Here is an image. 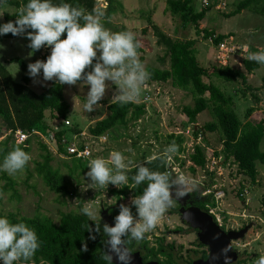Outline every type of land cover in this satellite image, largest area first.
<instances>
[{"label":"rangeland","instance_id":"rangeland-1","mask_svg":"<svg viewBox=\"0 0 264 264\" xmlns=\"http://www.w3.org/2000/svg\"><path fill=\"white\" fill-rule=\"evenodd\" d=\"M238 1L227 0V7L224 10L211 9L208 11L205 18L198 23V29L200 31H212L215 36L222 35L224 36L223 41L231 37L233 42L241 48L243 45H248L251 52H257V48H264V17L249 10H243L229 18L226 17V14L235 10V4ZM2 6L3 9L13 10V8L5 7L4 3ZM194 6L196 12L201 10L199 0L196 1ZM100 10L105 13L101 17V23L107 29L112 32L130 31L134 34L141 44L139 58H142L141 62L145 65L146 70L148 67L169 69L165 48L157 43L158 37L154 31L155 27L167 38L190 42L196 50L197 61L202 67L209 69L229 65L232 69L241 70L246 75L245 85H242L240 81L225 83L215 77L204 78L203 81L213 83L233 99L235 113L243 123L246 121L245 113L248 108L253 109L250 115L251 120H264V65H260L258 69L247 74L242 67V62L247 60L245 55H232V58H228L225 63L222 60L223 55L210 39L205 40L202 32L199 35L197 34L196 27L193 24H183L179 17L173 16L166 9V0H110L107 7ZM0 11H2L1 7ZM1 17L2 13L0 12V24H3L4 21ZM4 42L5 40H0V55H17L27 65L34 63L36 60H46L48 51L51 53L49 47H43L41 49H43L44 55L39 56L40 50L30 55L31 49L29 47L24 49L20 39L15 41L13 47H8L7 42ZM8 64L7 69L11 77L18 81L22 74L20 67L16 63ZM37 81L34 84L31 78L30 83L36 93L41 92L50 85L49 81L45 82L43 80L42 75L37 78ZM107 83L109 88L105 97L99 102L100 105L97 106V109L91 113L84 111L83 107L90 86L82 82L74 86L65 84L63 97L69 105L67 119L66 121H54L50 119V113L45 112L43 121L45 131L49 132L53 127H58L69 138L80 133L89 134V127L104 118L108 113L107 105L114 102L112 97L117 90L116 86L111 82ZM155 90L158 92H154ZM147 91H150V96H148L150 101L144 104L141 100ZM134 103L144 104L145 114L139 122H129L127 127H117L113 130L114 133L111 131L112 138H109L104 149L101 150V147L94 148V159L98 157L107 159L110 150H118L123 152L131 162V170L138 161L147 160L157 153H161V149L167 144V136L172 132H182L192 125L203 131V126L212 121L208 111H204L196 117L195 123H190L182 114V108L192 105V96L189 92L174 87L170 81L155 84L153 81L148 80L146 87H143L141 97ZM76 128L80 131L79 133L73 132ZM5 131L0 121V137L4 138V134L7 133ZM204 134L208 145L205 146L204 142L201 148H210L216 154L215 157L221 156L220 171L222 175L218 177L215 173L207 172L203 180L200 178L201 171L193 173L190 167L184 166L189 177L201 182V185L198 184L197 190L190 192L187 200L194 192L203 196L204 188L216 187L224 190L225 197L220 206L221 217L224 220L222 228L237 230L249 226L243 240L239 241L241 247L238 250L244 258L248 259L247 264L253 263L259 256L264 255V167L260 163L256 164L257 177L256 181L252 183L246 176L237 173L232 159L224 160L218 133L204 132ZM38 140L39 138L36 136L29 140V154L32 159L22 172L17 173L15 176H9L5 172L13 181V188L7 187L3 191L1 188L7 182L0 179V215L4 216L11 213L18 217L27 218L40 216L48 218L54 224H58L62 214L77 213L78 204L82 201L83 207L91 204L96 208V222L108 223L113 226L114 217L119 214V206L121 204L130 205L131 198L134 196L129 194L126 197H117L112 191L120 188L111 184L106 190L95 191L88 188L90 180L86 174L80 177L79 181L75 180L74 177H70L62 163L68 162L70 159L66 156L61 158L54 155L51 151L53 146H51V150L48 149L54 158L51 165L58 168L68 180L70 193L61 195L52 192L34 170L35 162L40 161L41 154L38 147L40 141ZM260 150L264 152V137L260 144ZM244 191L247 192V195L240 196ZM177 204L180 205L179 201H177L174 208L162 217L157 228L146 234L148 246H153L157 239L163 238L168 243L176 242L184 247L188 245V242L196 240L195 233L188 230L186 224H183L180 216L176 213ZM104 211L105 214H103ZM105 216L109 217V221L104 220ZM0 264H3L2 260H0Z\"/></svg>","mask_w":264,"mask_h":264},{"label":"trees","instance_id":"trees-1","mask_svg":"<svg viewBox=\"0 0 264 264\" xmlns=\"http://www.w3.org/2000/svg\"><path fill=\"white\" fill-rule=\"evenodd\" d=\"M196 1L166 0V9L173 16L179 17L183 24H193L196 27L198 35L202 32L205 40L210 39L217 46L223 41L224 36H215L212 31H200L198 29V23L205 18L210 8L201 9L199 12H196L194 6ZM2 2L15 10L11 14L6 12L2 14L3 21L6 23L17 19L16 14L19 7L22 4H26L27 0H2ZM52 2L80 6L89 13H92L94 10L101 11L95 8V0H52ZM235 5V10L226 14V17L235 16L243 10H249L254 14L264 17L263 0H239ZM154 31L158 37L157 43L165 48L169 69L148 67L147 71L151 73L150 81L160 83L170 81L174 87L189 92L192 96V105L183 107L182 114L190 123H195L196 117L200 113L208 111L212 121L203 126V131L205 133H218L222 144L224 160L228 161L232 159L237 173L246 176L254 183L257 177L256 164L260 163L264 167V152L260 150V144L264 137V120H251L250 115L253 109L248 108L245 113L246 121L243 123L235 113L233 99L213 83H205L203 81L204 78L215 77L223 80L225 83L240 81L242 85H245L246 75L239 69H232L229 65L219 68H204L198 63L196 50L190 42L167 38L156 27ZM6 35L9 38L15 37L11 33ZM61 38H66V33ZM138 51L140 52V49ZM140 60L142 61V58ZM9 62L16 63L23 72V75L20 82H15L8 71L0 64V121L6 130L5 132L21 130L30 133L33 130H39L45 133L46 128L43 121L44 114L47 111L50 113L49 117L51 120H66L69 105L63 97L64 85L53 81L48 88L40 93H36L28 87L30 80L27 69L28 65L17 57L9 59ZM242 65L247 74L260 67V64L250 60H244ZM89 70L91 69L86 71ZM107 111L108 113L104 118L96 121L93 126L89 127L88 133L90 135L100 136L113 131L117 127H127L129 122H136L145 114V106L144 104H135L134 102L121 105L114 101L107 105ZM73 132L79 133L80 131L76 128ZM66 136V133L62 132V130L56 134L57 146L60 152L63 151L60 140ZM11 139V136H7L0 142V163H2L4 156L17 146L28 153L30 152L29 141L27 142V146H22L14 144ZM203 141L208 145L205 139ZM172 142L179 145V153L182 150L184 138L173 134L167 136V144L164 145L161 152ZM38 147L41 154L40 161L35 162L34 170L36 174L52 192L67 195L70 193V184L61 174L60 170L51 165V162L54 160L53 154L40 142L38 143ZM190 159L198 169H203L206 164L204 150L201 147H195V154ZM145 161V159L138 161L135 167L129 171V176L135 174L136 166L145 163ZM62 163L68 175L74 177L77 181L89 169L87 168L88 160L70 159L68 162ZM146 166L153 171L164 172V164L162 165L159 159L153 160L152 163L146 164ZM190 169L193 173L195 172L194 168ZM0 173V179L7 182L1 189L5 191L7 187L13 188V181L5 172L0 171ZM146 186L145 183L139 186V188H134L130 181L128 186L113 190L112 192L117 197H126L129 194L135 196L142 194L143 188ZM191 196H202V194L198 195L194 192ZM210 199H212V195H207L204 197V200L199 199L198 206L206 211L205 205L210 202ZM82 208L83 202L80 201L78 212L62 214L58 224H54L48 218L40 216L27 218L18 217L10 213L4 216L0 215V217H7L13 223L24 222L36 231L42 244L41 248L30 260L34 264H106L105 261L100 259L102 251L105 250L103 240L106 236H104L101 228V233L96 236L95 240L88 239L89 233L84 226L87 223L94 226V222L88 221V217L81 211ZM132 211L136 215V210L133 206ZM102 225L103 223H101ZM82 241L87 243V252L80 251ZM167 243L165 238L157 239V248L155 250L153 247H148L145 236V239L139 244L133 242L129 247L132 250L137 247L142 248L144 250V259L157 260L160 253L159 249H164Z\"/></svg>","mask_w":264,"mask_h":264},{"label":"clouds","instance_id":"clouds-1","mask_svg":"<svg viewBox=\"0 0 264 264\" xmlns=\"http://www.w3.org/2000/svg\"><path fill=\"white\" fill-rule=\"evenodd\" d=\"M103 15L102 11L89 13L69 3L27 0L19 7L15 21L0 24V35L25 36L30 41V55L43 47L51 48L46 60L28 64V75L34 84L42 71L45 82L54 81L68 86L82 82L90 86L83 107L84 111L91 113L105 97L109 88L107 82L117 89L112 100L123 105L138 100L144 85L151 79V73L139 58L140 42L130 31L112 32L107 29L101 23ZM65 33L66 38L62 39ZM242 51L247 60L264 65V49L251 52L248 45H243ZM88 69L91 70L86 71ZM178 151L179 145L172 142L163 153L137 165L135 174L131 176L128 175L131 162L121 151H112L107 159L98 157L89 161L87 168L90 170L86 173L90 180L88 188L95 191L106 190L109 184L123 188L130 181L134 188L147 185L142 194L131 198L130 205L119 206L114 226L108 223L101 226L96 222L97 210L91 204L81 209L88 221L94 222V226L89 223L84 226L89 233L88 239L95 240L101 228L107 237L103 241L105 250L100 255L106 264H113L114 258L118 264H131L133 251L129 245L143 241L177 201L198 189V181L179 170H174L173 175V172L153 171L146 166L156 159L162 165L170 164ZM31 159L28 152L17 146L4 156L0 171L15 176L27 167ZM41 244L36 231L26 223H13L7 217H0V260L3 264H27ZM80 251H88L86 242L82 241ZM230 251V247L221 250L219 256L223 257V264H232ZM255 264H264V255L259 256Z\"/></svg>","mask_w":264,"mask_h":264},{"label":"built area","instance_id":"built-area-1","mask_svg":"<svg viewBox=\"0 0 264 264\" xmlns=\"http://www.w3.org/2000/svg\"><path fill=\"white\" fill-rule=\"evenodd\" d=\"M96 1V9H105L108 5V0H95ZM227 0H199L201 9L210 8L221 11L227 7ZM264 6V0H263ZM217 50L223 55L224 58L222 60L226 63L228 58L232 57V55L240 56V54L245 55L242 51V48L233 42V39L230 37L228 40H224L216 46ZM264 49V48H263ZM261 49H257L259 51ZM51 51V49H50ZM146 84L144 85V88ZM154 92H158L155 90ZM146 95V96H145ZM150 96V91L145 92L144 96L141 100L142 103L146 104L150 101L148 98ZM147 109V108H146ZM66 121V120H63ZM140 119L138 120V122ZM67 124V123H66ZM61 131L58 127H53L52 130L46 133H42L39 130H33L30 133L23 132L21 130L15 131H8L6 136H11V140L16 145L27 146V142L32 137H38L42 144H44L47 149L51 150L52 153L58 157L66 156L69 159H76L85 161H90L94 159V148L101 147V150L104 149V146L108 142L109 138H112L111 133L107 132L100 136H93L90 134L80 133L77 135H73L72 138L68 136L62 138L60 140V145L62 147V152L59 151V147L57 146V138L56 134ZM175 136H182L184 138V143L182 144V150L177 153L170 164H164V171H170L174 173V170H179L183 172L186 176H188L185 172V167L194 168L196 171H201V179H205L207 172L208 173H215L216 176L220 177L222 172L220 171L221 165V156L214 155V151L210 148L205 147L204 155L206 164L203 169H198L195 165L191 162V156L195 154V147H201L202 143H204L203 139H205V134L203 131H200L196 128V126L192 125L191 127L186 128V130L174 133ZM205 144V143H204ZM205 146H207L205 144ZM113 150L109 151V154ZM163 153V152H161ZM161 153H157L155 156H158ZM189 177V176H188ZM192 178V177H190ZM195 179V178H192ZM196 180V179H195ZM198 181V180H197ZM198 184L201 185V182L198 181ZM207 195H212V199L210 202L205 205L206 212L212 216L213 220L220 226H224V220L221 217L220 213V206L221 201L225 197V191L220 188H204L203 196L206 197ZM247 192L241 193L240 196H246ZM232 246L235 249H239L241 244L238 241H233Z\"/></svg>","mask_w":264,"mask_h":264},{"label":"water","instance_id":"water-1","mask_svg":"<svg viewBox=\"0 0 264 264\" xmlns=\"http://www.w3.org/2000/svg\"><path fill=\"white\" fill-rule=\"evenodd\" d=\"M188 196L179 201L180 208L178 213L180 219L190 229L197 231L198 241L207 246L210 251L209 257L204 263L197 261L193 264H223V257H220L219 254L221 250L226 247L231 248V251L228 254L231 256L232 262L236 261L237 253L232 249V242L243 240L249 226H245L240 230L224 231L206 211L192 205L185 206V201ZM103 214H105V211ZM104 220L109 221V217L105 216ZM105 239H107V237ZM132 257L131 264H157L156 262L143 263L139 252L132 253ZM113 264H118V261L115 258L113 259Z\"/></svg>","mask_w":264,"mask_h":264},{"label":"flooded vegetation","instance_id":"flooded-vegetation-1","mask_svg":"<svg viewBox=\"0 0 264 264\" xmlns=\"http://www.w3.org/2000/svg\"><path fill=\"white\" fill-rule=\"evenodd\" d=\"M199 199L204 200V196H190L189 200L185 203V206L192 205L200 208L199 205ZM180 208V205L177 204V214L178 216V210ZM201 209V208H200ZM202 210V209H201ZM204 211V210H203ZM183 222V221H182ZM115 224V221H114ZM183 224H185L183 222ZM114 226V225H113ZM187 226V225H186ZM188 227V226H187ZM222 230H225L224 228L220 227ZM243 227L237 229L240 230ZM188 230L195 233L196 240L188 242L187 246H182L180 244H177L176 242H169L167 245L165 244L164 249H159V254L157 257V260L155 259H144L143 258V252L144 250L142 248L137 247L136 249L132 250L134 252H139L142 258L143 263L148 262H156L157 264H193L194 262L200 261L205 262L210 254L209 248L203 244H201L197 239V231L192 230L188 227ZM181 231V230H179ZM148 245V244H147ZM149 248H157L156 243L153 246H148ZM233 251L237 253V259L236 261L232 262V264H247L248 259L244 258L241 252L238 249H235L232 246ZM255 264V262L250 263Z\"/></svg>","mask_w":264,"mask_h":264},{"label":"crops","instance_id":"crops-1","mask_svg":"<svg viewBox=\"0 0 264 264\" xmlns=\"http://www.w3.org/2000/svg\"><path fill=\"white\" fill-rule=\"evenodd\" d=\"M1 2H2V0H0V7H1V10L2 11H0L2 14L4 13V12H6V13H9V14H11V13H13L15 10L13 9V10H11V11H9V10H7V9H3V6H2V4H3V2H2V4H1ZM5 5V7H7V8H12V7H10V6H8V5H6V4H4ZM1 18H3V17H1ZM17 38H19L20 39V43H21V45H22V47H24V49L26 48V47H28V44L30 43L28 40H27V38L25 37V36H15V37H13V38H9V37H7V35L5 34V35H1V37H0V40H5V42L4 43H6L7 42V46L8 47H13L14 46V43H15V41L16 40H19V39H17ZM48 48V47H47ZM27 49V48H26ZM257 49H263V48H257ZM49 50H50V48H49ZM50 54V52L48 51V55ZM42 55H44V52H43V49H40V53H39V56H42ZM14 57H17V58H20L19 56H17V55H13V56H2V55H0V64L8 71V69H7V67L9 66V64L8 63H10L9 62V59H11V58H14ZM230 58H232V57H230ZM21 59V58H20ZM23 60V59H22ZM230 62H231V59L229 60ZM230 64V63H229ZM8 73L10 74V72L8 71ZM22 75H23V72H22V74H21V76L19 77V79H18V81H16V80H14L12 77V79H13V81H15V82H20L21 81V77H22ZM40 75H42V78H43V73H42V71H41V73H40ZM10 76H11V74H10ZM50 82V85H51V83L53 82V81H49ZM31 77H30V80H29V83H28V87L32 90V91H34L33 90V88L31 87ZM155 84L156 83H160V82H154ZM49 85V86H50ZM48 86V87H49ZM47 87V88H48ZM44 90V89H43ZM42 90V91H43ZM41 91V92H42ZM35 92V91H34ZM40 93V92H39ZM61 121H63V120H61ZM113 133H114V131H112ZM7 136H6V133L4 134V138H6ZM4 138L3 137H0V142L2 141V140H4ZM115 151V150H114ZM136 165V164H135ZM21 264H25V263H21ZM29 264H34L32 261H30V263Z\"/></svg>","mask_w":264,"mask_h":264}]
</instances>
